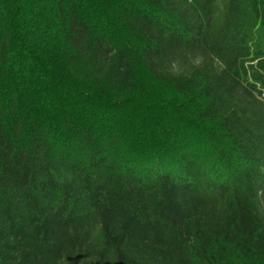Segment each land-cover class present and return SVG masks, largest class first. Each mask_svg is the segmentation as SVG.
<instances>
[{"label": "trees", "instance_id": "1", "mask_svg": "<svg viewBox=\"0 0 264 264\" xmlns=\"http://www.w3.org/2000/svg\"><path fill=\"white\" fill-rule=\"evenodd\" d=\"M0 264H264V0H0Z\"/></svg>", "mask_w": 264, "mask_h": 264}, {"label": "rangeland", "instance_id": "2", "mask_svg": "<svg viewBox=\"0 0 264 264\" xmlns=\"http://www.w3.org/2000/svg\"><path fill=\"white\" fill-rule=\"evenodd\" d=\"M37 3H38V2H37ZM50 33H51V31L48 32V37H49ZM46 40H47V37L44 36V37H43V41L46 42ZM130 128H131V127H130ZM132 131H133V130H132ZM128 133H131V130H129ZM202 146H203V148H205V143H204Z\"/></svg>", "mask_w": 264, "mask_h": 264}]
</instances>
